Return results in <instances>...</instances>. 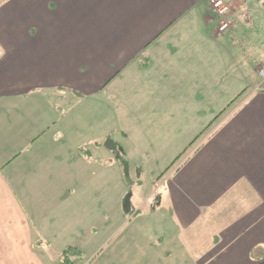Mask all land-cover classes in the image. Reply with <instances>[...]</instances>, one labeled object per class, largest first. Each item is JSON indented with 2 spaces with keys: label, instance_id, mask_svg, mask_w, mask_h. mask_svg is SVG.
<instances>
[{
  "label": "crops",
  "instance_id": "obj_1",
  "mask_svg": "<svg viewBox=\"0 0 264 264\" xmlns=\"http://www.w3.org/2000/svg\"><path fill=\"white\" fill-rule=\"evenodd\" d=\"M227 3L224 33L208 0L0 5V264H264V0ZM199 138L173 208L123 209Z\"/></svg>",
  "mask_w": 264,
  "mask_h": 264
},
{
  "label": "rangeland",
  "instance_id": "obj_2",
  "mask_svg": "<svg viewBox=\"0 0 264 264\" xmlns=\"http://www.w3.org/2000/svg\"><path fill=\"white\" fill-rule=\"evenodd\" d=\"M2 3H0V5ZM228 6H229V4H228ZM233 13L234 12L230 8L228 18L231 19V17H232V21H231L232 24L234 22ZM228 18L225 17V18H223V20L227 21V20H229ZM216 24L218 26L217 19H216ZM219 24H220V22H219ZM244 74H246V73H244ZM252 79H253V81H252ZM253 82L256 84V82L258 83V80H256L254 74H251V82H250L251 87H249L247 89V92H246L247 94H249L251 92L252 84H254ZM86 105L87 104L81 105V104H79V102H76L73 105H71V107H73L71 110H74L75 113H79L81 111L87 112L90 110L91 132H96L98 129H101L102 127H104V129L105 128L106 129L113 128L115 123H118V125L121 128H124V125H123L124 121L122 122V119L114 122V121H112V117L109 116L112 113L111 111H109V108H113V106H114V105H111V103H109V106L105 105L106 108L104 106H102V104L93 103L92 106H95V107L91 108V109L88 108V110L86 109V107H87ZM121 110H123V109H122L121 105H119V110H117V113L119 115L124 114ZM75 122H79V120H76ZM95 122H96V125H94ZM115 128H117V127H115ZM200 140H201V138L197 139L195 143L189 145L187 147L186 151H184L185 154L181 155V157L178 160L171 163V165H168L164 169H155L154 172H155V174H157V177L151 178L148 175V173H143V175L137 179L138 182L134 181L135 183L133 182L131 184H130V182H127V188H128V190H130V192H127L123 196V199H122L123 209L127 212L128 210H132V208H137V209L141 208L140 212H139V215H140L142 212H144L145 208L149 207L148 204H150L151 201H153L152 207L154 209H157L159 207H166L168 209L173 208V204L171 203L169 195L171 193L178 194V190L175 188V185H172L173 181L178 179L179 174L183 175L185 173L187 175L188 172L190 171V169L185 168V165L187 166L189 161L193 160V158L195 156V154H194L195 149L197 147V144L200 142ZM182 157H183V159H182ZM187 160H189V161H187ZM160 161L162 163L167 162V161H165V159H161ZM184 162H186V163H184ZM145 172H146V170H145ZM133 180H135L134 177L132 178V181ZM170 187H172L171 191L169 190ZM152 190L154 191L153 198L149 199V200L146 199L147 194L149 192H151ZM180 193H183V192L180 191ZM147 202H148V204H147ZM33 207L44 209V210H46L48 215H50V216L53 215V199L36 200L35 202H33ZM106 207L107 208L108 207L113 208V206L109 205V204H106ZM152 207H151V209H153ZM37 219L39 220L38 223L41 224V219L39 217H37Z\"/></svg>",
  "mask_w": 264,
  "mask_h": 264
},
{
  "label": "built area",
  "instance_id": "obj_3",
  "mask_svg": "<svg viewBox=\"0 0 264 264\" xmlns=\"http://www.w3.org/2000/svg\"><path fill=\"white\" fill-rule=\"evenodd\" d=\"M209 6L217 19L218 26L216 24V30L218 33H224L231 28V19L228 18L230 12V6H228L227 0H208ZM228 18L229 20L224 21L223 18ZM220 22V24H219ZM222 23V24H221ZM257 76L264 81V63L259 65L257 68Z\"/></svg>",
  "mask_w": 264,
  "mask_h": 264
},
{
  "label": "trees",
  "instance_id": "obj_4",
  "mask_svg": "<svg viewBox=\"0 0 264 264\" xmlns=\"http://www.w3.org/2000/svg\"><path fill=\"white\" fill-rule=\"evenodd\" d=\"M6 0H0V3L4 2ZM110 150L113 151V155L115 157V159L117 160V162L119 163V165L122 168L123 171V175L127 176V172H128V163L124 157V152L122 150L121 147L117 146L116 144H110L109 145Z\"/></svg>",
  "mask_w": 264,
  "mask_h": 264
}]
</instances>
